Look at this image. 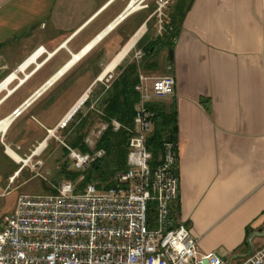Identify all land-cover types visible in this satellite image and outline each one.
<instances>
[{
  "label": "crops",
  "instance_id": "obj_1",
  "mask_svg": "<svg viewBox=\"0 0 264 264\" xmlns=\"http://www.w3.org/2000/svg\"><path fill=\"white\" fill-rule=\"evenodd\" d=\"M131 1L0 0V83L16 76L12 94L0 97V121L85 51L8 125L0 138V184L31 181L19 159L32 155L42 174L50 159L59 160L69 137L56 128L59 121L84 92L104 87L100 79L117 74L140 39L155 38L151 19L166 2L168 19L184 13L171 60L162 50L151 59L156 69L139 76L162 72L175 81L174 95L153 103L173 104L176 112L174 212L201 254L237 264L264 247V0H146L145 8L129 7ZM139 32L129 54L105 73ZM39 48L44 52L20 71Z\"/></svg>",
  "mask_w": 264,
  "mask_h": 264
},
{
  "label": "built area",
  "instance_id": "obj_2",
  "mask_svg": "<svg viewBox=\"0 0 264 264\" xmlns=\"http://www.w3.org/2000/svg\"><path fill=\"white\" fill-rule=\"evenodd\" d=\"M145 1L132 0L129 7L145 8ZM158 4L160 13L166 2ZM162 32L164 28L158 21L157 36H162ZM43 52L39 48L32 57L35 60ZM142 57L140 50H134L131 62L137 63ZM114 78L109 73L100 81L107 89ZM174 87V78L169 75L139 76L135 87L139 101L131 129L115 120L100 121L83 138L86 152L63 144L68 151L67 170L78 173V178L51 185L53 194L17 199L14 211L0 220V264H224L214 252L201 254L197 240L176 219L174 205L179 198L176 144L163 142L155 165L147 146L154 118L150 106L173 96ZM46 89L31 95L37 94L31 103ZM91 98L88 89L56 128L65 130ZM95 105L96 100L88 109L94 110ZM20 112L17 109L9 117L15 118ZM108 129L114 133L124 129L130 134L125 170L115 174V186L108 190L99 191L94 184L80 189L84 172L105 157V151L97 145ZM31 158L32 155L19 162L47 181L49 172L39 174L42 163L32 162ZM237 264H264V247Z\"/></svg>",
  "mask_w": 264,
  "mask_h": 264
},
{
  "label": "trees",
  "instance_id": "obj_3",
  "mask_svg": "<svg viewBox=\"0 0 264 264\" xmlns=\"http://www.w3.org/2000/svg\"><path fill=\"white\" fill-rule=\"evenodd\" d=\"M183 16L184 13L177 10L165 24L162 36L147 40L145 35L140 39L135 45V48L143 53L139 63L126 62L124 65L118 66L117 74L107 89L101 87L91 92V96L95 94L97 96L96 105L105 93L109 97L108 103L99 113L96 111L95 105L94 110L88 109L85 116H82L81 110L73 116L71 123L64 130L65 134H69V137L64 140L67 147L83 153L87 151L82 141L86 135H84V131L93 121V118L99 119V122L104 121L107 123L115 120L125 129L132 128L136 105L139 101V96L135 91L139 72L141 69H156L157 62L155 60L151 61V59L156 58L159 51H172L181 28ZM91 100L93 101V98ZM92 101L88 102L84 108H88ZM150 110L154 114L153 131L148 139L147 146L153 155V165H155L160 158L163 142L176 143L177 120L173 104L169 106L154 104L150 106ZM129 136V132L124 129L117 133L108 129L102 135L97 148L105 151V157L92 164L84 172V179L78 188L81 189L86 184H94L99 191H105L115 186L113 181L115 174L125 170L126 144ZM64 153L67 155L68 151L64 149ZM62 170L69 181H75L79 176L76 172L68 171L66 164L62 166ZM54 192V190H50V194ZM175 211L178 212V206H176Z\"/></svg>",
  "mask_w": 264,
  "mask_h": 264
},
{
  "label": "rangeland",
  "instance_id": "obj_4",
  "mask_svg": "<svg viewBox=\"0 0 264 264\" xmlns=\"http://www.w3.org/2000/svg\"><path fill=\"white\" fill-rule=\"evenodd\" d=\"M168 13L169 11L167 9H162L161 12L158 14L156 19H152L150 23V29L151 33H154L155 37L157 36V27H158V21H161V25L164 28L165 24L168 22ZM163 34V32H162ZM134 50H137L135 47L130 52V54L125 58L123 63L129 62ZM162 54L161 51L158 52L157 56H160ZM115 72H113L114 74ZM161 77L167 76L164 73L160 72ZM163 74V76H162ZM160 76V75H159ZM11 89V88H9ZM6 92H3L0 94V97L5 95ZM99 122V119L93 118V121L90 123L88 127H86V130L84 131V135L87 134L92 128H94ZM50 154V153H49ZM61 154V153H59ZM54 158V157H53ZM66 164H69V158L68 155L65 153L59 156V160L55 161L49 160L48 165L43 169V171H48L49 176L47 177V181H44L43 179H40L35 176V171H30L29 168L25 169L23 173L27 175V177L31 178V181L28 182L24 187L18 188L17 183H14L12 185V182L6 187V183L3 182L0 184V220L10 213H12L15 209L17 199L20 196L25 195H45L50 194V190H53L51 188V185H57L62 180H67L65 177V174L62 172V166ZM39 174L41 173V169L37 171ZM69 181V180H68ZM5 189V190H4Z\"/></svg>",
  "mask_w": 264,
  "mask_h": 264
},
{
  "label": "bare ground",
  "instance_id": "obj_5",
  "mask_svg": "<svg viewBox=\"0 0 264 264\" xmlns=\"http://www.w3.org/2000/svg\"><path fill=\"white\" fill-rule=\"evenodd\" d=\"M140 35H141V32H139V34L138 35H136L131 41H130V43L128 44V46L119 54V56L115 59V61L114 62H112V64L107 68V70L105 71V73H109V72H111L113 69H114V67L117 65V64H119L123 59H124V57H125V55L128 53V51L130 50V49H132L133 47H134V45H135V43H136V40L140 37ZM85 53V51L84 52H82L80 55H78V56H75L74 58H73V60L56 76V77H54L50 82H49V84L48 85H45L41 90H39L38 92H37V94H39V93H41L44 89H46L50 84H52L53 82H54V80L60 75V74H62L65 70H67V68H69L71 65H73L83 54ZM129 54V53H128ZM33 60H34V57H32V58H30L23 66H21V68H20V71H23L24 70V68L25 67H27V65L29 64V63H31V62H33ZM104 73V74H105ZM14 80H16V76L13 74V75H11V76H9L6 80H4L3 82H1L0 83V94H1V92H3V91H6L7 93H10V94H12V89L11 90H8V85H10L11 84V82H13ZM36 94V95H37ZM36 95H34L33 97H32V99L30 100V101H32L33 100V98H35L36 97ZM29 101V102H30ZM0 103H1V101H0ZM76 108V107H75ZM74 108V109H75ZM19 111H21V110H19ZM12 118H13V116H11V117H9V118H6V119H4V120H2L1 122H0V134H5V132H6V129L8 128V125L10 124V122L12 121ZM8 154L13 158V159H15V160H18L10 151H8Z\"/></svg>",
  "mask_w": 264,
  "mask_h": 264
},
{
  "label": "water",
  "instance_id": "obj_6",
  "mask_svg": "<svg viewBox=\"0 0 264 264\" xmlns=\"http://www.w3.org/2000/svg\"><path fill=\"white\" fill-rule=\"evenodd\" d=\"M171 53H172V51H169V60H171ZM49 82H50V81H49ZM49 82H48L47 84H49ZM42 88H43V87H42ZM42 88H40V90H41ZM9 95H10V93H7L5 97H7V96H9ZM31 99H32V97L28 98L27 101H26V102H25L20 108H18V110H21L23 107H26L27 105H29V104L31 103V101H30ZM108 100H109L108 94L105 93V94L101 97V99L99 100V102L97 103V105H96V111H97V112H100V111L106 106V104L108 103ZM29 101H30V102H29Z\"/></svg>",
  "mask_w": 264,
  "mask_h": 264
}]
</instances>
